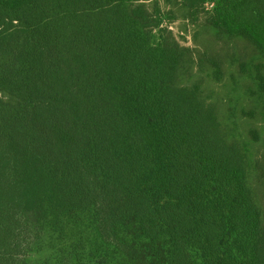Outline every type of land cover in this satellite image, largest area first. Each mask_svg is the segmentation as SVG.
Here are the masks:
<instances>
[{"label":"trees","instance_id":"trees-1","mask_svg":"<svg viewBox=\"0 0 264 264\" xmlns=\"http://www.w3.org/2000/svg\"><path fill=\"white\" fill-rule=\"evenodd\" d=\"M173 1L0 0V264H264V0Z\"/></svg>","mask_w":264,"mask_h":264},{"label":"rangeland","instance_id":"rangeland-1","mask_svg":"<svg viewBox=\"0 0 264 264\" xmlns=\"http://www.w3.org/2000/svg\"><path fill=\"white\" fill-rule=\"evenodd\" d=\"M158 1V6L160 7V9L164 12V13H172L176 19L174 21V23L172 24H168V22L165 23V25H168V28L171 29L175 35L177 36V40L180 42V44L184 47H194L193 46V43H192V38H191V35L190 33H185V32H181V27L183 25L182 23V19L180 18H185V16L187 17H191L193 18L192 16H188L186 14V10L177 6V4L175 3V1L173 0H157ZM149 5H151L149 3ZM180 17V18H178ZM198 17V16H197ZM205 19V16H203L201 18V20H204ZM190 32L192 30V27L189 28ZM205 85L206 87L209 88V90H212L214 89L216 91V88H215V83L210 80V79H206L205 80ZM262 133L264 132V129L262 128L260 130ZM259 183H255V189L258 193V196L259 197H262L263 193H264V184H259Z\"/></svg>","mask_w":264,"mask_h":264}]
</instances>
